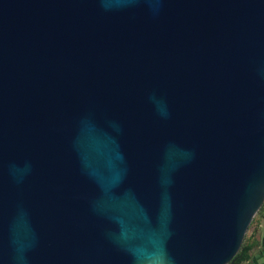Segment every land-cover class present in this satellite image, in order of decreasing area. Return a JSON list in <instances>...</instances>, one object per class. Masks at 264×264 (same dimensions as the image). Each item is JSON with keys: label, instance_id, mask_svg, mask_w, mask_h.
<instances>
[{"label": "water", "instance_id": "95a60500", "mask_svg": "<svg viewBox=\"0 0 264 264\" xmlns=\"http://www.w3.org/2000/svg\"><path fill=\"white\" fill-rule=\"evenodd\" d=\"M264 205V0H0V264H237Z\"/></svg>", "mask_w": 264, "mask_h": 264}, {"label": "crops", "instance_id": "0c3cea01", "mask_svg": "<svg viewBox=\"0 0 264 264\" xmlns=\"http://www.w3.org/2000/svg\"><path fill=\"white\" fill-rule=\"evenodd\" d=\"M248 243L254 244V247L250 257L240 264H264V218L257 221L252 235L248 237Z\"/></svg>", "mask_w": 264, "mask_h": 264}, {"label": "trees", "instance_id": "16d2710c", "mask_svg": "<svg viewBox=\"0 0 264 264\" xmlns=\"http://www.w3.org/2000/svg\"><path fill=\"white\" fill-rule=\"evenodd\" d=\"M257 217H263L264 218V205L262 206V208L260 209V211L258 212L256 217L254 218L252 224L255 223V221L257 220ZM253 247H254V244L248 243V237L246 235L243 246H242V248L238 254L239 259L237 261V264H240L242 261H245L250 257V252H251Z\"/></svg>", "mask_w": 264, "mask_h": 264}, {"label": "rangeland", "instance_id": "374dc122", "mask_svg": "<svg viewBox=\"0 0 264 264\" xmlns=\"http://www.w3.org/2000/svg\"><path fill=\"white\" fill-rule=\"evenodd\" d=\"M260 220H263V217H257V220L255 221L254 224L251 225V227L249 228L248 232H247V237L251 236L255 227H256V224H257V221H260Z\"/></svg>", "mask_w": 264, "mask_h": 264}]
</instances>
